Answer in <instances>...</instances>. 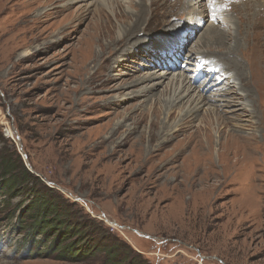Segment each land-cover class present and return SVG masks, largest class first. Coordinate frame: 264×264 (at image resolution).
I'll use <instances>...</instances> for the list:
<instances>
[{
	"label": "rangeland",
	"instance_id": "obj_1",
	"mask_svg": "<svg viewBox=\"0 0 264 264\" xmlns=\"http://www.w3.org/2000/svg\"><path fill=\"white\" fill-rule=\"evenodd\" d=\"M100 1L0 0V159L18 156L43 186L53 189L56 199L73 205L81 221H92L108 243L131 250V260L124 264H264V155L254 156L256 180L242 173L247 167L238 169L239 157L232 155L240 143L238 120L224 113L226 109L205 106L224 120L219 123L223 140L217 142L212 127V165L193 177L198 145L183 140L192 136L198 118L190 122L191 130L170 137L181 113L168 123L164 107L146 100L158 97L171 75L148 96L131 97L145 90L146 80L165 72L170 66L166 59L194 26L190 28L182 13L173 16L167 29L162 14L172 12L169 0H157L151 32L138 33L146 42L129 48L123 62L112 66L115 71H106L104 65L102 72L101 49L108 51L110 25L117 36L130 21H116L118 10ZM111 1L124 2L125 10L134 12L130 0ZM170 1L178 10L186 0ZM223 10L232 12L227 4ZM233 11L235 17L239 9ZM193 41L182 55L195 46ZM199 53L218 54L205 49ZM176 57L171 60L175 77L193 78V72L182 68L184 57ZM192 78L193 87L204 86ZM134 80L138 83L131 86ZM118 123L120 139L111 142ZM255 135L258 142L252 143L264 146L260 132ZM164 136L170 140L160 142ZM123 137L132 138L118 142ZM2 176L0 169V181ZM29 187L0 189V264H116L102 251L87 250L81 235H64L55 221L47 237H62L63 251H48L49 243L38 232L28 235L30 224L40 222L38 204L26 194Z\"/></svg>",
	"mask_w": 264,
	"mask_h": 264
},
{
	"label": "bare ground",
	"instance_id": "obj_2",
	"mask_svg": "<svg viewBox=\"0 0 264 264\" xmlns=\"http://www.w3.org/2000/svg\"><path fill=\"white\" fill-rule=\"evenodd\" d=\"M106 1L110 2L112 10L114 7L118 10V13L116 15L114 14L116 21H130V23L117 36H113V25H110L111 27L107 34L109 42L106 43L107 46L105 45L108 51L104 52L105 48L103 47L101 49L103 56L100 61L104 63L101 67L102 72L104 65L106 71L110 69L115 71V68L112 66H119L123 62L122 60L124 59L122 58L126 55L129 48L141 47L140 45L146 42V40L138 37V33H148L150 30L149 21L151 22L153 20V5L157 2V0H139L138 3H134L133 0H130L126 3L134 9V12H127L124 7V2L115 1L116 3H114L111 0ZM223 1L226 2L230 10L232 9V12L219 8L220 4H224ZM173 2L175 1L169 0L172 12L162 14V23L167 27L170 22L174 21L172 20L174 18L173 16L178 17L177 15L183 13L181 17H186L190 28L193 26L194 28L189 30L186 35H183L185 42L180 44L179 49L175 48L172 51L170 59H166L170 66L166 65L165 72L153 75L150 79L146 80L147 85L142 87L145 90L138 91L131 97L148 96V93L151 94L153 90H157L158 87L163 86L167 76L171 75V78L169 80L167 79L168 81L162 90L158 89V97L152 95L154 97H146L147 99H145H153L155 106L158 104L160 108L164 107L166 112L165 120L167 122L171 117H173V120L176 119L174 117L176 112L181 113L175 122V127L173 126L175 129L172 128V132L170 130V137L177 136L185 132V130H191L193 123L191 125L190 122L198 118L199 123L196 129L193 130L194 132L190 134L192 136L189 139L185 137L186 139L183 140L186 144L195 142L196 146L198 145L196 161L191 168L193 177L199 173L203 174L205 169H208L212 165L210 157L213 151V145L211 143L212 127L216 129V133L218 134L217 142H222L223 140V131L219 124L220 120H222L221 116L214 109H205V106L226 109L223 112L233 114V117L238 120L237 127L240 130V132L238 131L240 133L238 137L240 143L235 147V154L233 153L232 155H235L236 159L239 157L236 162V164H240L238 169L247 167V169L245 168L244 171H241L243 174H248L251 177L250 179L254 181L256 180L254 178H256L255 166L257 164L254 156L259 153L264 155V146L259 147L252 143L258 142L259 138L257 139L255 135L256 131L260 132L261 140L264 142V0H215L214 3L212 0H186L180 4L181 6L178 10H176V3ZM248 2L250 3L249 5ZM233 7L239 9V13L235 17L232 15L235 12L233 11ZM98 15H103L102 8H98ZM108 21L110 22L111 20L108 19ZM215 23L217 26L213 25ZM205 24L207 25L204 27ZM229 25H231V28L227 30L220 29V26L226 28ZM194 38H197L196 41H193ZM192 41V45H195L192 46L193 50L191 49L188 54L182 55L186 46ZM201 49L216 51L218 54L205 56L203 53H199ZM108 55L112 56L109 57ZM175 56H177L176 58L178 60L179 56L184 57L185 60L183 63L193 67H186L185 71L188 72H194L195 67L193 64L202 60L204 68L208 67L211 69L207 76L212 78L208 80L205 78L202 82L204 86L197 88L191 84V75L178 74L175 77L172 67H175L176 64L174 65L171 62L172 59H175ZM109 58H111L110 64L106 65V59L109 60ZM137 83L138 80H134L131 82V86H136ZM182 102L186 103L185 106ZM154 114L155 118L158 119V111L154 110ZM167 125H161V128L158 130V135L164 132ZM150 126L151 129L155 128V119H152ZM121 127L122 125L118 123L111 131L109 137L111 142L118 140L120 136L117 138L116 135ZM246 130H251L252 132L244 133ZM170 137L164 136L159 141L168 142ZM131 138L123 137L118 142H130ZM151 138L152 132H150L149 142H152ZM179 152L176 157L181 154ZM215 154L218 158L220 154L222 155V153H218V150Z\"/></svg>",
	"mask_w": 264,
	"mask_h": 264
},
{
	"label": "trees",
	"instance_id": "obj_3",
	"mask_svg": "<svg viewBox=\"0 0 264 264\" xmlns=\"http://www.w3.org/2000/svg\"><path fill=\"white\" fill-rule=\"evenodd\" d=\"M0 169L1 175H3L0 181V189L7 188L11 189V191H15L18 187L30 186L26 191V194L33 199V203H35V205L36 203L38 204V212L36 213L40 216V222L38 224H30L32 228L30 227L27 229V233L28 235H31L38 232L42 235L44 237L43 243H49L50 245V250L48 249V251L55 252L59 249H61V251L65 249L59 241L60 239H63L62 237L60 239H53L52 241H49V238L47 237V233L51 230V223L55 221L60 227L57 228V230H62L61 232L64 231V235H70L72 233L81 235L79 239H82L85 243V248L90 252L102 251L107 255L108 260H111L116 264H124L128 260H131V250H127V248L124 249L114 242L108 243L103 237L105 233L101 231V229L99 230V228L96 227L92 221L86 220L85 218L81 221V219L72 212L73 205H66L64 202H60L59 199H56L53 189L43 186V184L39 182L38 178L32 175L22 165V161L18 156L15 158L1 156ZM6 178L12 179L11 183L7 182ZM39 185L42 186V190H40V192L37 190ZM41 193L44 194L41 195ZM43 219L44 221H42ZM30 237L32 238L33 236ZM29 243L31 242H28V245ZM71 249L74 250L73 248ZM82 250L83 249L77 250L74 255L78 256ZM64 253L66 254L68 251L66 250ZM139 264L145 263L142 262Z\"/></svg>",
	"mask_w": 264,
	"mask_h": 264
},
{
	"label": "snow or ice",
	"instance_id": "obj_4",
	"mask_svg": "<svg viewBox=\"0 0 264 264\" xmlns=\"http://www.w3.org/2000/svg\"><path fill=\"white\" fill-rule=\"evenodd\" d=\"M212 2L214 3V2H215V0H212Z\"/></svg>",
	"mask_w": 264,
	"mask_h": 264
}]
</instances>
